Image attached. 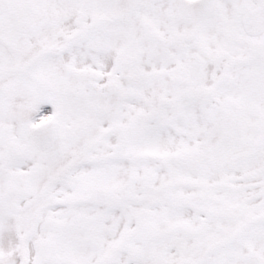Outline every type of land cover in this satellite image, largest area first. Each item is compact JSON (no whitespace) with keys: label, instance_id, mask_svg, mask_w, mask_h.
Instances as JSON below:
<instances>
[{"label":"snow or ice","instance_id":"obj_1","mask_svg":"<svg viewBox=\"0 0 264 264\" xmlns=\"http://www.w3.org/2000/svg\"><path fill=\"white\" fill-rule=\"evenodd\" d=\"M0 264H264V0H0Z\"/></svg>","mask_w":264,"mask_h":264}]
</instances>
